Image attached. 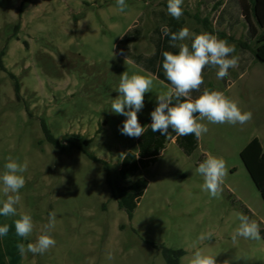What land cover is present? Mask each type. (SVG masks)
<instances>
[{
	"label": "rangeland",
	"instance_id": "1",
	"mask_svg": "<svg viewBox=\"0 0 264 264\" xmlns=\"http://www.w3.org/2000/svg\"><path fill=\"white\" fill-rule=\"evenodd\" d=\"M155 1L126 0L128 7L120 12L116 0H0L5 67L0 68V174L9 156L28 164L17 215L0 216V224L10 226L0 237V264H167L162 246L184 249L180 264H189L197 248L215 256L217 264H264L261 234L260 240H232L237 213L264 228V200L240 156L256 136L264 144V84L252 68L235 87L251 121L235 126L201 121L209 129L201 136L209 154L222 157L228 169L219 198L201 188L203 178L195 172L205 160L199 162L201 151L188 156L170 139L158 162L142 173L149 184L133 218L112 195L108 177L119 179L121 160L137 149L138 137L122 134L127 118L112 112L111 102L120 95L123 72L149 75L119 54L118 43ZM151 78L152 89L138 112L141 126L158 106L157 96L170 89ZM42 122L59 140L79 135L77 145L107 163L109 171L71 144L65 152L55 148ZM4 199L0 185V202ZM52 211L55 247L21 256L17 244L35 242ZM21 213L33 217L27 239L15 233ZM207 232L211 239H198Z\"/></svg>",
	"mask_w": 264,
	"mask_h": 264
},
{
	"label": "clouds",
	"instance_id": "2",
	"mask_svg": "<svg viewBox=\"0 0 264 264\" xmlns=\"http://www.w3.org/2000/svg\"><path fill=\"white\" fill-rule=\"evenodd\" d=\"M120 12L128 7L126 0H116ZM183 0H167V12L174 19L179 20L183 15ZM164 37H169V45L179 48L178 53L164 51L163 71L172 87L165 93L157 96L158 106L151 112L152 132L166 135L169 128L178 136L194 134L199 139L209 129L205 123L211 124H237L244 125L251 121L252 112L244 111L238 102L226 96L222 91L205 88L201 95L193 99L190 93L199 91L204 84V69L207 66L216 68L217 79H224L229 75V69L238 64L235 45L218 38L217 35L202 31L193 33L188 27H182L173 32L167 24L160 26ZM191 40V45L184 43ZM126 62V60H125ZM153 79L150 75L132 74L127 71L120 75V82L116 91L120 94L111 102V111L123 115L127 119L123 122L122 134L129 137H140L145 132L138 119V112L144 107V96L150 92ZM181 98H184L183 100ZM175 101V103H173ZM127 109V110H126ZM198 114V115H197ZM28 169V164L19 163L11 156L6 158L4 171L0 174V185L5 199L0 202V216L13 217L17 215V205L20 204V190L25 186L26 179L23 175ZM195 172L203 178L201 188L211 198H219L223 191V184L228 175L226 161L222 157L208 154L206 159L199 163ZM238 227L232 234L235 243L238 237L251 240H260V226L256 220L250 219L243 213H237ZM56 225V212L48 216V223L43 226L42 234L38 235L35 242L18 243L17 248L21 256L27 253L43 255L50 248L55 247L56 240L51 236V230ZM15 233L18 237L27 239L34 230L33 217L28 213H21L14 220ZM10 226L0 224V237H6ZM212 232L202 233L199 240H209ZM107 259H113L111 253ZM189 264H217L215 256L206 254L203 249L197 248ZM227 264V262H225Z\"/></svg>",
	"mask_w": 264,
	"mask_h": 264
},
{
	"label": "crops",
	"instance_id": "3",
	"mask_svg": "<svg viewBox=\"0 0 264 264\" xmlns=\"http://www.w3.org/2000/svg\"><path fill=\"white\" fill-rule=\"evenodd\" d=\"M150 5H152V9L149 12H143L133 24L129 25L118 43L119 54L132 61L146 74L165 83L170 88L172 87L170 81L161 78L165 76L162 67V53L164 51L178 53L179 51L178 47H170V38L164 37L160 31V26L167 24L173 32L180 30L182 27H188L193 33L198 34L206 31L228 41L229 44L235 45L236 51L232 55L238 57L237 66L230 68L229 75L224 79H217V69L207 66L203 73L204 84L201 85L199 91L190 93L193 99L201 95L203 90L207 88L222 91L226 96L238 101L235 87L248 76L250 68L261 78L259 80L264 84V64L260 63L255 57L256 39L248 37L249 25L245 20L239 0H187L182 5L183 15L179 20L168 14L167 0H156ZM184 43H187L190 47L191 40H185ZM139 138H137V149L129 150L123 158L130 152L138 154ZM170 141L179 146L177 136L171 138ZM261 143L264 148L262 141ZM209 147L200 137L197 148L190 155L180 148L188 156L194 155L199 149L201 151L198 158L200 162L206 159L209 154ZM142 173L143 171L138 176L146 177Z\"/></svg>",
	"mask_w": 264,
	"mask_h": 264
},
{
	"label": "trees",
	"instance_id": "4",
	"mask_svg": "<svg viewBox=\"0 0 264 264\" xmlns=\"http://www.w3.org/2000/svg\"><path fill=\"white\" fill-rule=\"evenodd\" d=\"M239 2L245 20L249 25L248 37L256 39L257 49L255 57L260 63L264 64V0H239ZM0 68L5 70L1 58ZM11 76L15 77L12 74ZM161 78L168 81L166 76H162ZM16 92L17 96L20 97V87L17 82ZM181 99L183 100V98ZM151 123L152 119L143 125L145 132L139 138L138 154L130 152L123 158L121 169L119 170V179L113 181L108 177V184L110 185L113 197L118 202L119 207L127 212L129 218H133L134 210L149 184L146 177L138 175L158 161V157L162 150H164L167 140L177 136V143L189 155L198 146V139L194 134L178 136L170 127L168 134L161 135L160 133L152 132ZM42 129L46 140L55 148L65 152L67 146L71 144L72 147L79 148L91 160L102 162L107 172L109 171L107 163L97 159L92 153L77 145L78 141H80L79 135H72L71 137L59 140L50 133L47 124L44 122H42ZM88 145L89 141L83 142V146L87 147ZM240 156L264 200V148L260 139L258 137L253 138L243 148ZM121 181L127 183L121 184ZM260 234L264 238V228L260 229ZM161 250L167 264H180L181 258L186 254L184 249H171L166 246H162Z\"/></svg>",
	"mask_w": 264,
	"mask_h": 264
}]
</instances>
